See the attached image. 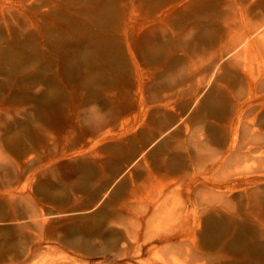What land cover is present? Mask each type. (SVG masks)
<instances>
[{
    "label": "rangeland",
    "instance_id": "rangeland-1",
    "mask_svg": "<svg viewBox=\"0 0 264 264\" xmlns=\"http://www.w3.org/2000/svg\"><path fill=\"white\" fill-rule=\"evenodd\" d=\"M262 121L264 0H0V264H264Z\"/></svg>",
    "mask_w": 264,
    "mask_h": 264
},
{
    "label": "bare ground",
    "instance_id": "bare-ground-1",
    "mask_svg": "<svg viewBox=\"0 0 264 264\" xmlns=\"http://www.w3.org/2000/svg\"><path fill=\"white\" fill-rule=\"evenodd\" d=\"M79 42V41H78ZM73 44V43H72ZM78 48V47H77ZM264 124V121H262L261 125ZM262 127H264V125H262Z\"/></svg>",
    "mask_w": 264,
    "mask_h": 264
}]
</instances>
